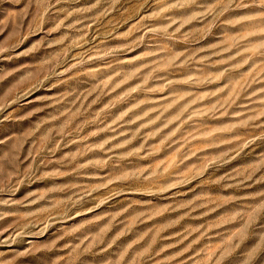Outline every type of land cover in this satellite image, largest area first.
Here are the masks:
<instances>
[{"label": "rangeland", "instance_id": "1", "mask_svg": "<svg viewBox=\"0 0 264 264\" xmlns=\"http://www.w3.org/2000/svg\"><path fill=\"white\" fill-rule=\"evenodd\" d=\"M0 264H264V0H0Z\"/></svg>", "mask_w": 264, "mask_h": 264}]
</instances>
